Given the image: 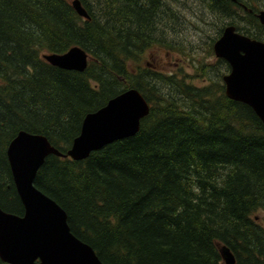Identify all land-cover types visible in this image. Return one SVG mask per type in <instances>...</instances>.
<instances>
[{"label":"trees","instance_id":"1","mask_svg":"<svg viewBox=\"0 0 264 264\" xmlns=\"http://www.w3.org/2000/svg\"><path fill=\"white\" fill-rule=\"evenodd\" d=\"M79 1L87 18L69 0H0V208L24 211L6 156L19 131L65 152L88 112L135 88L149 104L137 133L83 160L48 155L35 187L103 264H225L222 247L234 264H264V124L226 96L228 63L191 61L201 85L144 63L153 46L181 49L165 38L180 26L168 9L182 0ZM200 1L229 18L216 38L227 24L248 36L259 24L255 10ZM73 46L88 55L82 72L42 58Z\"/></svg>","mask_w":264,"mask_h":264},{"label":"water","instance_id":"2","mask_svg":"<svg viewBox=\"0 0 264 264\" xmlns=\"http://www.w3.org/2000/svg\"><path fill=\"white\" fill-rule=\"evenodd\" d=\"M78 15L88 14L79 0L71 1ZM264 24V10L258 13ZM214 55L223 58L229 71L222 76L225 94L253 109L264 124V42L252 39L226 25L213 42ZM48 63L66 70L82 72L87 53L73 46L63 53H45ZM149 112V104L135 88H128L104 105L88 112L80 132L62 152L41 134L19 131L6 148L13 183L23 204V214L0 208V259L8 264H103L87 243L69 228L66 212L37 189L34 179L45 158L54 154L83 160L91 152L138 132L140 120ZM225 264L235 257L227 247L220 249Z\"/></svg>","mask_w":264,"mask_h":264},{"label":"rangeland","instance_id":"3","mask_svg":"<svg viewBox=\"0 0 264 264\" xmlns=\"http://www.w3.org/2000/svg\"><path fill=\"white\" fill-rule=\"evenodd\" d=\"M201 2L200 0L175 1L174 6L177 7H179L178 4L185 3V10L177 11V23H180V26L176 30H170L169 28L165 40L167 41L171 38L170 42L175 46H180L181 49H166L162 47L163 45L153 46L146 51L147 55L144 56V63L148 61L151 65H154L153 70L172 73L175 77L190 74V77H186L187 80L201 85L200 81L202 80L199 81L195 77L196 75L193 77L194 73L190 62L192 61L194 65L200 60L203 61V64L208 65L215 62V55L212 56L210 48L220 36L216 38L219 24H224L229 19H224L220 16L219 20L218 18L216 19L217 16H211L210 13L204 11L209 9L202 7ZM157 38L160 39L159 36ZM182 50L186 52L183 53ZM156 51H159L160 57H156L153 60L151 55ZM258 215L263 217L264 211H259Z\"/></svg>","mask_w":264,"mask_h":264},{"label":"flooded vegetation","instance_id":"4","mask_svg":"<svg viewBox=\"0 0 264 264\" xmlns=\"http://www.w3.org/2000/svg\"><path fill=\"white\" fill-rule=\"evenodd\" d=\"M170 1H171V4L173 5L175 0H170ZM209 2H206L205 5L210 6ZM214 3H215L214 7L217 8L218 10H246L248 12H252V10H255V13H253L252 16L258 20L259 24H254L249 27V34H250L249 37L256 39V40H258V38H255L253 36L264 38V25H262L263 23H261L259 16H258V13L264 10V0H214ZM168 10H184V8L171 7ZM260 41H263V40L260 39ZM144 53H145L144 56H146L147 53L146 52ZM159 55H160L159 51H156L151 56H152V59L154 60V58L160 57ZM145 64L148 66H151V68L154 67V65H150L148 61H146Z\"/></svg>","mask_w":264,"mask_h":264}]
</instances>
